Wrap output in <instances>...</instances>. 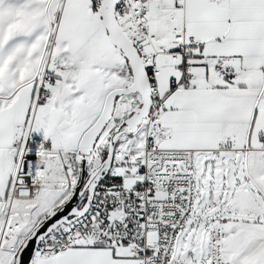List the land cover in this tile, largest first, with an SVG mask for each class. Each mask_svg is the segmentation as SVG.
Returning <instances> with one entry per match:
<instances>
[{
	"label": "snow or ice",
	"instance_id": "snow-or-ice-1",
	"mask_svg": "<svg viewBox=\"0 0 264 264\" xmlns=\"http://www.w3.org/2000/svg\"><path fill=\"white\" fill-rule=\"evenodd\" d=\"M0 264H264V0H0Z\"/></svg>",
	"mask_w": 264,
	"mask_h": 264
}]
</instances>
